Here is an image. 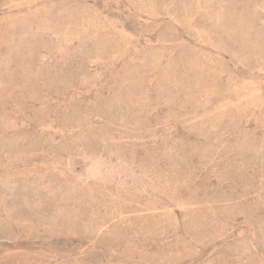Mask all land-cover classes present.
Here are the masks:
<instances>
[{
  "label": "rangeland",
  "instance_id": "1",
  "mask_svg": "<svg viewBox=\"0 0 264 264\" xmlns=\"http://www.w3.org/2000/svg\"><path fill=\"white\" fill-rule=\"evenodd\" d=\"M0 264H264V0H0Z\"/></svg>",
  "mask_w": 264,
  "mask_h": 264
}]
</instances>
